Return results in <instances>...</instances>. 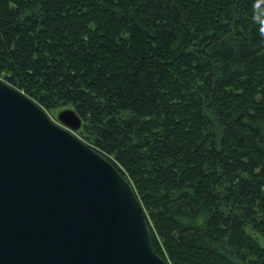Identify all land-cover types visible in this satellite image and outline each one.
<instances>
[{
	"label": "trees",
	"instance_id": "16d2710c",
	"mask_svg": "<svg viewBox=\"0 0 264 264\" xmlns=\"http://www.w3.org/2000/svg\"><path fill=\"white\" fill-rule=\"evenodd\" d=\"M0 79L77 112L170 264H264V0H0Z\"/></svg>",
	"mask_w": 264,
	"mask_h": 264
},
{
	"label": "water",
	"instance_id": "95a60500",
	"mask_svg": "<svg viewBox=\"0 0 264 264\" xmlns=\"http://www.w3.org/2000/svg\"><path fill=\"white\" fill-rule=\"evenodd\" d=\"M0 79V264H170L132 184L76 132Z\"/></svg>",
	"mask_w": 264,
	"mask_h": 264
},
{
	"label": "rangeland",
	"instance_id": "374dc122",
	"mask_svg": "<svg viewBox=\"0 0 264 264\" xmlns=\"http://www.w3.org/2000/svg\"><path fill=\"white\" fill-rule=\"evenodd\" d=\"M65 109H67V107H62L51 111H47L46 109L45 110L47 111V113L49 114V116L52 118L53 121L61 125V122L59 121V114ZM76 134L80 137L79 130L76 132Z\"/></svg>",
	"mask_w": 264,
	"mask_h": 264
},
{
	"label": "bare ground",
	"instance_id": "6f19581e",
	"mask_svg": "<svg viewBox=\"0 0 264 264\" xmlns=\"http://www.w3.org/2000/svg\"><path fill=\"white\" fill-rule=\"evenodd\" d=\"M5 82V81H4Z\"/></svg>",
	"mask_w": 264,
	"mask_h": 264
}]
</instances>
